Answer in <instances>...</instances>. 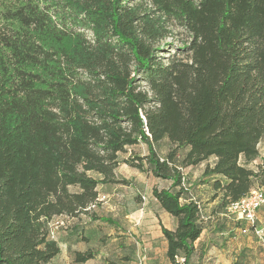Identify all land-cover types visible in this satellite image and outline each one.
<instances>
[{
	"label": "trees",
	"instance_id": "1",
	"mask_svg": "<svg viewBox=\"0 0 264 264\" xmlns=\"http://www.w3.org/2000/svg\"><path fill=\"white\" fill-rule=\"evenodd\" d=\"M263 139L264 0H0V264H53L56 217L112 222L89 207L122 164L171 181L153 195L190 264L206 215L184 169L207 162L225 212L264 182Z\"/></svg>",
	"mask_w": 264,
	"mask_h": 264
},
{
	"label": "rangeland",
	"instance_id": "2",
	"mask_svg": "<svg viewBox=\"0 0 264 264\" xmlns=\"http://www.w3.org/2000/svg\"><path fill=\"white\" fill-rule=\"evenodd\" d=\"M189 39L187 31L181 27L176 29V34L169 37L170 42H174L177 46H181L183 42ZM172 53L175 51L171 49ZM160 154L165 156L168 150V143L161 142ZM260 157L253 161L250 166L254 169H259L258 165L263 163L264 160V139L259 144ZM141 152H148L146 144L138 148ZM165 151V152H164ZM181 153H185L182 150ZM215 158L212 157L208 161L213 164ZM207 162L196 167H188L184 169L186 177L189 183H194V189L192 190L194 197L201 203L204 213L207 215L209 213L215 214L213 210L215 203L219 199H212L213 191L208 186L209 184H204L205 177L203 172ZM134 167L131 165L122 167V174L128 176L125 178V186L128 190V198L125 197V193L118 190L110 191L109 193H102L101 196L106 195V199L101 202L100 208L97 210L99 214L103 217H110L112 222H106L103 220H89L88 217L83 218H71L66 216H60L54 218L50 223V230L53 231V238L59 242L61 252L55 258L53 264H166L168 260L165 259L161 252L156 253L155 250H149L146 246L148 243L146 240V235L139 231V227H133L130 218L126 217L123 207V202L132 201L135 193L140 190L145 195L151 191L154 186L161 187L162 184L166 183L154 176L153 174H148L141 172V174L131 175ZM136 172V171H135ZM129 183H128V181ZM190 185V184H189ZM255 188L264 189V182L261 178L257 181ZM127 195V194H126ZM212 205V206H210ZM126 210L128 211L132 208L131 205H126ZM207 208V211H206ZM206 211V212H205ZM261 220L263 223L262 228H264V207L262 208ZM221 218H214L206 220V223L211 221H219L222 223ZM135 223L138 224L137 221ZM205 223V224H206ZM237 223V222H236ZM208 224V225H209ZM233 224V223H232ZM238 228V224H233ZM80 232V233H79ZM236 233L237 240L234 239L233 242L241 243L244 247L255 248L257 252L259 249L264 250V245L261 243L260 239L254 234H243L239 230H234ZM228 239V238H225ZM230 246L229 243L226 244ZM224 246V245H223ZM92 250L98 254L84 262L77 263L74 259L75 251H86ZM246 249L243 252L244 258L247 256H252L247 254ZM250 253V252H249ZM190 264H193L192 262Z\"/></svg>",
	"mask_w": 264,
	"mask_h": 264
},
{
	"label": "crops",
	"instance_id": "3",
	"mask_svg": "<svg viewBox=\"0 0 264 264\" xmlns=\"http://www.w3.org/2000/svg\"><path fill=\"white\" fill-rule=\"evenodd\" d=\"M123 165L128 166L127 164L120 165L116 169V177L118 179L125 180V178H128V176L122 174L121 169ZM132 169L133 171L129 173L130 176L141 174V171L138 170L137 168H132ZM161 180L166 183L162 184L161 187L159 186H154V187H159V188L168 187L171 184V181L169 180H164V179ZM190 185L192 187L191 190H193L195 186L194 183L191 182ZM125 188H127L125 186V183H105V184H100L98 186V191L99 194H102V193H109L110 191L112 192L114 190H118L122 193H125V197L128 198L129 192ZM153 188L151 189L150 192L147 193V195H145L143 192L138 190L137 191L138 193H135L132 201L127 202V200H125L123 202L122 208H124L123 212L125 213L126 217L130 218V221L133 223L131 228L139 227V231H141V233L146 235L147 237L146 240L148 242L146 246L149 247V250H155L156 253L161 252V255H163L165 259L168 260L166 264H171V261L167 256L168 241L163 233V226L170 230H175L178 225V221L176 217H174L173 215H171L169 212H167L165 209L162 208L159 201L153 195ZM143 195L146 196L145 201L143 200L142 197ZM218 203L219 201L215 203L213 209L215 210L214 211L215 214L209 213L207 215L206 213L205 215H206V220L208 219L214 220V218L216 217V218H221L220 220H222V223H219V221L216 222L211 221L210 224L209 223L205 224V229L203 233L195 242L196 253L190 260V263L192 262L193 264H264V250L262 251V249H259V252H257V250L255 248H252V246L244 247L241 243L233 242L234 239L237 240L238 238L235 236L236 233H233V231L239 230L241 232V230L239 227L236 228L235 226H233V224L237 225L234 219L224 216L223 215L224 212L217 211L216 208ZM126 205H131L132 208L130 210L128 208V211H125L127 208ZM262 208L259 210V225L261 227L263 226L261 220ZM95 213L98 216H101L97 209L95 210ZM83 217H88L89 220H92L89 218V216L82 215L81 218ZM94 221H98V220H94ZM135 221H137L138 224L135 223ZM227 243H229L230 246H227L226 245ZM245 248H247L246 249L247 254L249 255L251 254L252 256H247L246 258H244L243 252Z\"/></svg>",
	"mask_w": 264,
	"mask_h": 264
},
{
	"label": "built area",
	"instance_id": "4",
	"mask_svg": "<svg viewBox=\"0 0 264 264\" xmlns=\"http://www.w3.org/2000/svg\"><path fill=\"white\" fill-rule=\"evenodd\" d=\"M92 36L91 33H89ZM164 160V158H162ZM184 185L186 186V178L184 177ZM143 200H146V196L143 195ZM106 199V195H99L97 201L93 203L89 210H96L100 207L102 201ZM264 206V189L254 188L251 192L241 198L238 201L230 203L225 212L224 216L234 219L236 222H245L246 226L239 227L243 234L253 233L261 243L264 245V228L259 225V210ZM51 237L53 236V231H51ZM180 264L186 263V257L181 255L178 257Z\"/></svg>",
	"mask_w": 264,
	"mask_h": 264
}]
</instances>
